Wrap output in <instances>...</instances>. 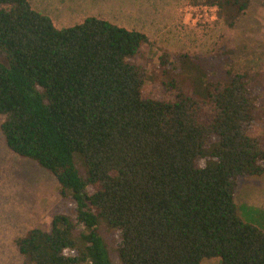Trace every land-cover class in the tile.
I'll return each instance as SVG.
<instances>
[{
  "label": "trees",
  "instance_id": "trees-1",
  "mask_svg": "<svg viewBox=\"0 0 264 264\" xmlns=\"http://www.w3.org/2000/svg\"><path fill=\"white\" fill-rule=\"evenodd\" d=\"M203 2L230 28L248 6ZM149 43L97 17L57 27L29 0H0V131L61 187L50 227L15 240L27 264H113L101 225L118 264H264V230L235 202L238 180L264 173L259 76L212 78L199 57L166 52L149 76L132 62Z\"/></svg>",
  "mask_w": 264,
  "mask_h": 264
},
{
  "label": "rangeland",
  "instance_id": "rangeland-1",
  "mask_svg": "<svg viewBox=\"0 0 264 264\" xmlns=\"http://www.w3.org/2000/svg\"><path fill=\"white\" fill-rule=\"evenodd\" d=\"M57 27H70L88 17L107 20L119 27L146 34L150 43L143 46L132 62L152 74L161 53L199 57L197 62L212 78L224 79L230 73L259 76L264 86V0H248L233 27L225 26L216 8L203 0H29ZM191 88L190 80L185 81ZM145 90L158 95L160 87L148 81ZM162 96L171 99L170 92ZM3 117L0 115V125ZM261 129L252 135L264 140ZM57 180L34 161L9 150L0 131V264H27L15 240L30 229L50 227L60 201ZM235 202L239 216L264 230V173L238 180ZM100 235L113 264H118L113 237L104 225ZM202 264H221L219 258H205Z\"/></svg>",
  "mask_w": 264,
  "mask_h": 264
},
{
  "label": "built area",
  "instance_id": "built-area-1",
  "mask_svg": "<svg viewBox=\"0 0 264 264\" xmlns=\"http://www.w3.org/2000/svg\"><path fill=\"white\" fill-rule=\"evenodd\" d=\"M215 8V7H214Z\"/></svg>",
  "mask_w": 264,
  "mask_h": 264
}]
</instances>
